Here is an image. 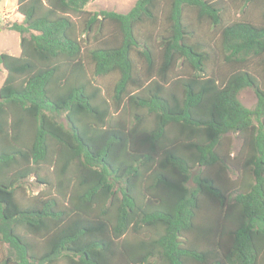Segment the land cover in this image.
Wrapping results in <instances>:
<instances>
[{
    "label": "trees",
    "instance_id": "trees-1",
    "mask_svg": "<svg viewBox=\"0 0 264 264\" xmlns=\"http://www.w3.org/2000/svg\"><path fill=\"white\" fill-rule=\"evenodd\" d=\"M89 1L16 0L0 264H264V0ZM248 5L258 22L228 15ZM110 75L106 96L95 80ZM30 176L46 191L29 194Z\"/></svg>",
    "mask_w": 264,
    "mask_h": 264
},
{
    "label": "rangeland",
    "instance_id": "rangeland-1",
    "mask_svg": "<svg viewBox=\"0 0 264 264\" xmlns=\"http://www.w3.org/2000/svg\"><path fill=\"white\" fill-rule=\"evenodd\" d=\"M135 0H90L85 9L88 11H98L101 9L113 10L116 12H127L134 4ZM231 18H249L258 22L261 18L260 12L256 7L246 6L244 11H240V8H232L228 14ZM22 17L16 11V0H0V52H5L10 55H18L20 52V35L8 28V24L12 22H21ZM208 33V32H207ZM206 33V34H207ZM183 74L181 69L175 71L176 77ZM5 77L3 69L0 70V84ZM116 76L110 75L102 78H96L95 83L100 86L101 92L104 95H110L112 93L113 83ZM175 84V83H173ZM238 100L246 107H252L256 102V95L251 87H245L241 89L237 95ZM59 122L65 123L64 114L56 115ZM226 148L230 155L233 156L237 153L241 140L236 137L235 134H225ZM45 170L51 180L54 179L51 174V168L45 166ZM230 177H233V173L230 172ZM26 185L29 194H36L37 192H45L46 185L38 183L33 176L26 179ZM6 244L0 242V259L4 254Z\"/></svg>",
    "mask_w": 264,
    "mask_h": 264
}]
</instances>
